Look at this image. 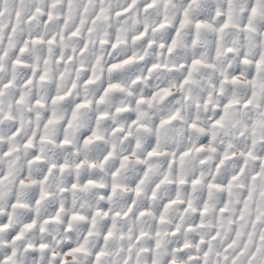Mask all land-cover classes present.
I'll use <instances>...</instances> for the list:
<instances>
[{"label": "clouds", "instance_id": "9594fccd", "mask_svg": "<svg viewBox=\"0 0 264 264\" xmlns=\"http://www.w3.org/2000/svg\"><path fill=\"white\" fill-rule=\"evenodd\" d=\"M185 5L186 0H158L148 10H143L142 5H136L124 16L116 17L115 11L126 7L127 0H108L105 3L104 7L110 9V19L98 21L93 26V32L88 37V52L84 56H77L75 64L87 67L97 57L106 64L104 46L98 41L101 37L109 39L112 33H117L121 44L116 54L134 56L141 67L133 68L130 65L131 74L124 76L117 72H102L101 64H97V83L101 79L105 83L115 81L121 88L105 95L101 103H96L95 86L87 85L76 89L80 99L90 100L92 103L78 112L73 127L67 133L69 144L59 143L57 123L49 125L45 130L48 142L37 143L34 148L21 147L18 152H13L10 157L0 161V167L7 168L9 172L8 178L0 182V219L6 225L0 228V258L10 256L9 264H56V258L64 251L63 245L84 243L86 253L64 259L70 264L74 259L75 264H91L92 257L88 253H94L97 245L102 244L106 253L102 264H124L129 244H133L136 249L151 247L152 241L148 236L136 242L135 235L140 231L151 234L155 227H159L164 241L154 257L158 264L166 261L165 252L169 246L177 247L171 243L170 237L163 236L179 220L181 213L175 207L170 208L166 214L168 222L160 225L153 224V216H121L113 221L110 215L97 217L93 226L91 217L98 208L123 214L130 198L135 199L137 209L147 207L155 213L160 200L168 197L173 187L183 197L182 186L164 183L157 191V198H151L149 185L153 181H159L168 169L164 156L145 158L149 140L155 142L156 139L150 129L161 118L176 111L179 113L177 120L160 130L159 150L170 153L181 145L199 143L203 133H195L187 128V124L194 120L198 125L208 128L214 113L205 109L203 100L209 92H214L213 86L224 75L229 80L235 75L239 83L226 84L222 96L213 95L214 103L236 97L242 104L246 93L251 92L246 81L251 78L249 73L254 71V67L244 64L243 58L254 60L264 54V0L255 15L250 13L252 0H198L189 9V23L182 30L175 49L169 53L166 46L161 48L160 45H167L165 36L169 29L174 30ZM205 10H208L206 15ZM197 20L203 21L206 26L196 30L194 24ZM225 20L228 21V26L220 31ZM161 24H165V27L161 28ZM246 25L249 27H245ZM27 28L25 26L26 30ZM140 32H145V36L141 40H132ZM93 41L96 43L93 44ZM65 44L66 52L72 47L80 46L76 39L65 41ZM227 48H231L232 52H226ZM38 51V47L31 49L33 61ZM194 56L202 59L204 64L192 72L188 83L181 88L179 83L187 75L186 69L181 65L188 63ZM143 62H147L149 67L152 64L160 67L148 72ZM52 67L60 70L66 66L53 64ZM67 67L71 69L73 66ZM79 75L83 78V72ZM70 76L71 73L66 72L65 78L59 82L61 90L71 83ZM258 81H264V72L258 75ZM169 86L171 97L164 100L157 97L151 104L136 102L141 96L147 100L159 87ZM30 91L41 98L46 97V85H39ZM257 91H264L259 83ZM241 104L230 110V116L223 127L212 129L216 133L212 144L217 152L207 151L199 156L193 152L178 170L173 171L170 179H175L176 175L187 176L193 168L197 173L207 175V168L199 164V159L203 157L208 167H211L217 153L229 144L232 147L228 150L239 158L241 148L246 149L250 142L248 133L254 121H262L255 128L258 140L255 151L264 153V140L260 139L264 137V101L260 108L250 106L246 109ZM50 109L55 112L56 120L62 123L66 111L63 106L51 105ZM21 111L23 127L28 131L37 123L43 124L49 114L48 109L34 108L28 111L27 106H22ZM100 113L105 115L100 117ZM89 121L100 139L85 144L83 134L90 132ZM140 124L145 127H138ZM14 143L22 141L18 139ZM101 145L103 150L97 151ZM37 151L41 160L30 163L33 153ZM109 152L112 155L105 160L104 157ZM124 156L128 157L126 161L122 160ZM60 164H67L68 167L61 170ZM78 164L80 167H76ZM41 165L46 166L43 174ZM52 165L56 167L52 168ZM248 166L251 169L254 162L249 160ZM117 169L118 175L113 177L112 172ZM145 171L147 176H144ZM133 174L144 176L142 194L138 197L134 196ZM89 179L95 181V184L84 187ZM20 180H24L25 184L20 185ZM114 183L121 185L115 192L111 187ZM73 184L79 187L73 188ZM42 190L47 193L46 196L41 194ZM33 192L36 193V200L31 198ZM14 203L17 204L16 207H12ZM20 204L24 207H20ZM57 213L59 219L52 220L51 217ZM73 213L83 219H74ZM105 220L116 225L113 236L106 241L103 239ZM25 225L32 226L25 228ZM20 232L22 235L17 239L16 234ZM89 232L91 235H88ZM184 239L194 244L200 239V235L183 234L181 241ZM42 243L48 247L41 249L39 245ZM53 253L56 258L52 256ZM152 259V256L144 253L139 257L140 264H152ZM176 264H188L186 257L177 255Z\"/></svg>", "mask_w": 264, "mask_h": 264}, {"label": "snow or ice", "instance_id": "6c2138e0", "mask_svg": "<svg viewBox=\"0 0 264 264\" xmlns=\"http://www.w3.org/2000/svg\"><path fill=\"white\" fill-rule=\"evenodd\" d=\"M108 0H0V161L10 157L13 152H18L21 147L34 148L37 143L49 141L45 130L49 125L59 123L58 141L61 145L70 143L68 140V130L73 127V121L77 118L80 110L89 107L92 101L80 99L76 93L78 87L93 85L97 89L96 103H101L108 93L115 89H120L118 82H107L103 79L97 83L96 65L101 64V71L117 72L120 75L128 76L131 74L129 66L140 68L141 63L136 61L134 56L117 55L121 44V39L117 33H112L109 39L101 37L98 41L104 46L107 63L101 62L97 57L87 67L75 64L77 56H84L89 49V35L93 32V26L98 21L110 19V9L104 5ZM158 0H127V6L115 11L116 17L127 14L134 6L142 5L143 10H148L155 6ZM262 0H252L250 13L255 15L258 6ZM198 3V0H186V5L180 15V18L173 29H169L165 40L167 45L161 44L160 47H167V51L172 53L175 49L178 38L182 30L189 23V9L192 5ZM91 6V8L89 7ZM208 10H205V15ZM6 20V23H5ZM25 26H28L27 30ZM206 25L203 21L197 20L194 28L199 30ZM228 26V21L220 26V31ZM161 28L165 24L160 25ZM245 27H249L246 25ZM19 29V31H18ZM33 29H36L35 31ZM145 32H140L132 37V40H141ZM76 39L80 42L79 48L72 47L67 52L65 41ZM96 42L93 41V44ZM38 47L39 51L33 61L31 49ZM226 52H232L231 48L225 49ZM148 72L160 67L152 64L150 67L147 62H143ZM243 63L252 65L254 71L249 73L251 77L246 81L251 89L250 94L246 93V98L242 101L236 97H228L219 103L213 102V95L222 96L226 84L236 85L239 83L235 75L229 77L223 76L216 85L213 86L214 92H209L203 100L205 109L214 114L211 118L208 128L198 125L194 120L189 121L187 128L195 133H203L199 143H190L188 146L181 145L179 148L169 152L159 150L160 130L176 121L179 113L173 111L171 114L161 118L155 123L154 128L150 129L155 136V142L149 140V150L146 152V159L164 156L168 171L159 181H153L150 185V195L152 199L157 198V191L164 183L180 185L183 187V197L180 191L175 187L169 191L168 197L161 199L157 205L156 212H151L147 207L136 208L135 199L130 198L127 209L121 212H111L107 208H98L92 214L91 224H96L97 217L115 218L123 216L144 217L153 216V224L160 225L168 222L167 213L170 208H177L181 213L179 220L174 224L170 231L163 233L165 238H171V243L177 247H168L165 255L167 256L164 264H176L177 255L187 259L188 264H264V153L255 151L258 142L255 128L262 121H254L251 131L248 133L250 142L246 149L241 148L239 158L234 152L228 149L232 147L229 144L222 151L217 153L214 164L208 167L207 161L201 157L199 164L207 168V175L202 172L197 173L195 168L187 176L176 175L175 179H170L174 170H178L192 153L198 156L207 151L217 152L212 141L216 138V133L212 129L223 127L230 116V110L236 105L241 104L244 108L250 106L261 107L264 101V91H257V85L264 89V81H258V75L264 72V54H260L254 60L247 57L243 58ZM66 67L56 70L52 65ZM204 64V61L198 57H192L181 67L186 69L187 75L179 86L184 87L188 83L192 72ZM69 65L73 67L70 69ZM70 72L71 83L61 90L60 81L65 78V73ZM83 72V78L79 73ZM139 79V77L137 78ZM39 85H46V97L41 98L30 91ZM157 97L164 100L171 97V86L159 87L147 98L141 96L136 102L151 104ZM51 105H62L65 111V118L62 123L56 120L55 112L51 111ZM27 106V110L34 108L48 109L49 114L43 121V124L37 123L31 131L23 127V115L21 108ZM199 108V104L197 105ZM125 111V109H117ZM100 113L99 116H104ZM135 123V121H133ZM144 128L145 125H138ZM90 132L83 134V142L91 143L98 140L96 130L89 121ZM22 143H14L16 140ZM264 140V137L260 138ZM103 146H99L97 151H102ZM109 152L104 157L105 160L111 156ZM127 156L122 157L126 161ZM39 152L32 155V161H40ZM249 160L254 162L250 169ZM234 162V163H233ZM94 165H90L93 167ZM46 166L41 165V173ZM56 167L55 165L51 166ZM67 164H60V169L67 168ZM80 167V165H76ZM150 167V166H149ZM50 170V169H49ZM118 169L112 172L113 177L118 175ZM9 176L7 168L0 167V182L6 180ZM147 176V171L144 172ZM144 176L133 174L134 196L142 194L141 185L144 183ZM20 185L25 181L20 180ZM43 183V181H41ZM95 184V181L89 179L84 187ZM73 188L79 185L73 184ZM112 191L120 188L119 184H112ZM175 193L174 195L172 193ZM43 196L47 193L41 191ZM195 197V199L193 198ZM31 198L36 200V193L33 192ZM37 203L39 201H36ZM14 203L12 207H16ZM24 207L23 204L19 205ZM74 219H83L78 214L73 213ZM52 220L59 219V213L51 217ZM47 222V221H45ZM34 223V222H33ZM32 225H25V228ZM115 223H109L105 220L103 224V239L106 241L113 236ZM6 227L3 220L0 219V228ZM183 234H199L200 239L194 244L184 239ZM22 232L16 234L19 239ZM91 235V232L88 233ZM148 236L152 241L151 247L134 248L133 244L127 247L128 255L124 259V264H140L139 257L141 253L153 257L152 264H158L154 258L156 251L161 249L163 240L159 227H155L151 234L140 231L135 235L134 240L139 242L142 238ZM41 249H46L47 244H40ZM64 251L59 258L56 254V264H70L64 257H77L87 250L84 243H78L75 246L71 244L63 245ZM92 257L91 264H102V259L106 253L104 246L98 244L94 253H88ZM10 256L0 258V264H9ZM71 264H75V259Z\"/></svg>", "mask_w": 264, "mask_h": 264}]
</instances>
